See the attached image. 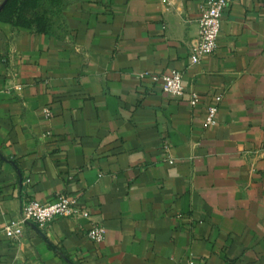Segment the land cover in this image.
<instances>
[{
	"label": "crops",
	"instance_id": "obj_1",
	"mask_svg": "<svg viewBox=\"0 0 264 264\" xmlns=\"http://www.w3.org/2000/svg\"><path fill=\"white\" fill-rule=\"evenodd\" d=\"M203 2L57 0L44 29L0 21V264H264V0H234L192 64ZM173 70L195 108L164 92ZM60 193L91 218L4 233Z\"/></svg>",
	"mask_w": 264,
	"mask_h": 264
},
{
	"label": "built area",
	"instance_id": "obj_2",
	"mask_svg": "<svg viewBox=\"0 0 264 264\" xmlns=\"http://www.w3.org/2000/svg\"><path fill=\"white\" fill-rule=\"evenodd\" d=\"M234 0H204L201 5L199 19V33L195 43L191 47L190 61L192 64L200 63L203 56L213 54L218 48V38L223 23V15L229 9ZM141 78L149 77V72H144ZM163 90L165 93L174 97L189 95L192 107H196L200 101V95L195 90H188L184 82V75L179 70H173L170 74L163 76ZM222 96H217L216 101L220 102ZM46 114L51 115V110L47 108ZM219 113L218 104L209 106L206 125L217 124ZM173 163V160H170ZM59 218H91L87 209L77 205V200L68 194L60 193L54 202L41 203L37 200L28 201L22 211L19 220L6 224L3 231L12 240H21L25 236V226L29 223L37 224L41 227L47 226ZM89 238L97 243L105 240L106 227L95 224L87 233ZM187 264H195L190 260Z\"/></svg>",
	"mask_w": 264,
	"mask_h": 264
},
{
	"label": "trees",
	"instance_id": "obj_3",
	"mask_svg": "<svg viewBox=\"0 0 264 264\" xmlns=\"http://www.w3.org/2000/svg\"><path fill=\"white\" fill-rule=\"evenodd\" d=\"M29 2L30 0H7L5 7L0 12V21L19 26H32L37 23L41 29H44L43 26H46L47 20L43 15L38 18L28 15Z\"/></svg>",
	"mask_w": 264,
	"mask_h": 264
},
{
	"label": "rangeland",
	"instance_id": "obj_4",
	"mask_svg": "<svg viewBox=\"0 0 264 264\" xmlns=\"http://www.w3.org/2000/svg\"><path fill=\"white\" fill-rule=\"evenodd\" d=\"M53 4V0H30L27 13L35 18L43 15L46 20L49 21L54 17V12L56 10L52 9Z\"/></svg>",
	"mask_w": 264,
	"mask_h": 264
},
{
	"label": "water",
	"instance_id": "obj_5",
	"mask_svg": "<svg viewBox=\"0 0 264 264\" xmlns=\"http://www.w3.org/2000/svg\"><path fill=\"white\" fill-rule=\"evenodd\" d=\"M7 3V0H5L1 5H0V12L2 11V9L5 7Z\"/></svg>",
	"mask_w": 264,
	"mask_h": 264
}]
</instances>
